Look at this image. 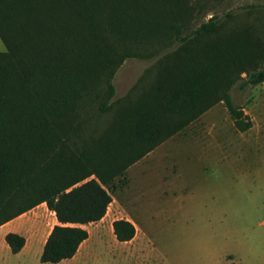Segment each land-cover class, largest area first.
<instances>
[{
    "label": "trees",
    "instance_id": "trees-1",
    "mask_svg": "<svg viewBox=\"0 0 264 264\" xmlns=\"http://www.w3.org/2000/svg\"><path fill=\"white\" fill-rule=\"evenodd\" d=\"M203 7V0H0V225L45 203L57 224L40 262L72 258L89 236L81 225L103 218L112 201L106 187L215 104L237 130L251 127L230 89L264 83V40L250 27L224 33L216 15L190 29ZM173 41L130 107L98 135L74 139L79 103L99 81L110 98L111 78L140 56L138 46ZM112 229L119 242L136 233L127 219ZM4 241L13 254L25 244L15 232Z\"/></svg>",
    "mask_w": 264,
    "mask_h": 264
},
{
    "label": "rangeland",
    "instance_id": "rangeland-1",
    "mask_svg": "<svg viewBox=\"0 0 264 264\" xmlns=\"http://www.w3.org/2000/svg\"><path fill=\"white\" fill-rule=\"evenodd\" d=\"M203 3L190 29L216 15L225 21L224 33L250 27L264 40V0ZM175 45L138 46L140 56L126 58L111 78L110 98L99 81L79 103L74 139L98 135L120 107H130L154 80L158 56ZM230 95L251 127L237 130L219 102L127 168L106 187L112 201L103 218L84 225L89 236L75 261L42 263L34 252L13 254L0 239V264H264V83L241 89L237 82ZM101 105L111 109L101 112ZM53 215L41 203L16 223L43 237ZM117 219L134 221L132 241L116 240Z\"/></svg>",
    "mask_w": 264,
    "mask_h": 264
},
{
    "label": "crops",
    "instance_id": "crops-1",
    "mask_svg": "<svg viewBox=\"0 0 264 264\" xmlns=\"http://www.w3.org/2000/svg\"><path fill=\"white\" fill-rule=\"evenodd\" d=\"M150 153V152H149ZM148 153V154H149ZM147 154V155H148ZM146 156V155H145ZM144 156V157H145ZM143 157V158H144ZM141 160V159H140ZM139 160V161H140ZM139 161H137V162H139ZM136 162V163H137ZM136 163H134V164H136ZM133 164V165H134ZM53 214H54V212H52ZM54 217H53V225L51 226V228L48 230V231H46V233H45V235H43V237H42V231H40L39 230V233H37L38 231H36V230H33V231H30L29 233H27L26 231H25V229H26V226L25 225H23V226H20V225H18L17 223H16V220H17V218L18 217H16V218H14V219H12V220H10V221H8V222H6V223H4V224H2V225H0V239H4V236L7 234V233H9V232H15V233H18V234H20V235H22L24 238H25V244H24V246H23V248L18 252V253H16V254H23V253H37V255H39V257H40V255H41V253H42V250H43V246H44V243H45V241H46V238H47V236H48V234L50 233V230L52 229V227L55 225V224H57V220H56V218H55V215H53ZM129 221H131L133 224H134V226H135V228H136V233H135V236H136V234L138 233V228H137V226H136V224L134 223V221L133 220H129ZM82 227H84V225H81ZM41 227V226H40ZM135 236L130 240V241H132L134 238H135ZM88 239V238H87ZM86 239V240H87ZM85 240V241H86ZM83 243V242H82ZM81 243V244H82ZM80 244V245H81ZM7 245V244H6ZM8 247V246H7ZM80 247V246H79ZM9 248V247H8ZM79 249V248H78ZM77 252H78V250H77ZM77 252H76V254H77ZM76 254L72 257V258H69V259H65V260H62V261H60L59 263H61V262H63V261H75V258H76ZM229 264V263H228Z\"/></svg>",
    "mask_w": 264,
    "mask_h": 264
}]
</instances>
